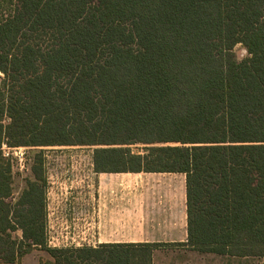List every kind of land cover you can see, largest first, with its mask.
Here are the masks:
<instances>
[{
	"label": "trees",
	"instance_id": "16d2710c",
	"mask_svg": "<svg viewBox=\"0 0 264 264\" xmlns=\"http://www.w3.org/2000/svg\"><path fill=\"white\" fill-rule=\"evenodd\" d=\"M0 72V262L40 248L48 264H148L153 247H48L43 155L14 198L3 145L93 146L94 172L184 173L178 244L264 260V0H15Z\"/></svg>",
	"mask_w": 264,
	"mask_h": 264
},
{
	"label": "crops",
	"instance_id": "0c3cea01",
	"mask_svg": "<svg viewBox=\"0 0 264 264\" xmlns=\"http://www.w3.org/2000/svg\"><path fill=\"white\" fill-rule=\"evenodd\" d=\"M92 174L70 208L46 200L47 246L153 245L149 257H142L148 264H207L208 254L260 258L199 252L178 244L187 240L184 173L94 172L92 168ZM24 258L20 264H28Z\"/></svg>",
	"mask_w": 264,
	"mask_h": 264
},
{
	"label": "rangeland",
	"instance_id": "374dc122",
	"mask_svg": "<svg viewBox=\"0 0 264 264\" xmlns=\"http://www.w3.org/2000/svg\"><path fill=\"white\" fill-rule=\"evenodd\" d=\"M0 15H7L14 6L15 0H3ZM235 58L242 60L248 56L242 44L233 48ZM3 74L0 72V84ZM93 146H49V147H6L2 146L5 157L10 159L12 165V183L14 198L22 191L25 182L32 177L31 165L36 153H41L44 158V177H46V200L50 205L56 201L67 208L71 207V200L77 192L84 188L86 177H93L91 155ZM133 150H141L142 145L132 146ZM3 152V153H4ZM78 183V184H77ZM20 235V231L14 233ZM49 247V246H48ZM28 264H48L52 258L49 253L40 248H34L24 254ZM50 259V260H49ZM20 264V261L17 263ZM207 264H263L260 258H230L208 254Z\"/></svg>",
	"mask_w": 264,
	"mask_h": 264
},
{
	"label": "built area",
	"instance_id": "2783aa9c",
	"mask_svg": "<svg viewBox=\"0 0 264 264\" xmlns=\"http://www.w3.org/2000/svg\"><path fill=\"white\" fill-rule=\"evenodd\" d=\"M3 146H4V145H3ZM3 152H4V151H3ZM3 154H4V156H5V155L7 156V155H8V152H4ZM51 242H53L52 239H51Z\"/></svg>",
	"mask_w": 264,
	"mask_h": 264
}]
</instances>
